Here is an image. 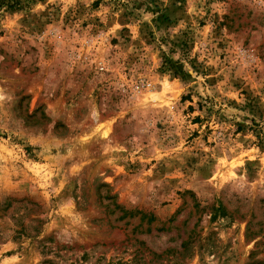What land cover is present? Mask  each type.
<instances>
[{"label": "rangeland", "instance_id": "rangeland-1", "mask_svg": "<svg viewBox=\"0 0 264 264\" xmlns=\"http://www.w3.org/2000/svg\"><path fill=\"white\" fill-rule=\"evenodd\" d=\"M0 264H264V0H0Z\"/></svg>", "mask_w": 264, "mask_h": 264}, {"label": "trees", "instance_id": "trees-1", "mask_svg": "<svg viewBox=\"0 0 264 264\" xmlns=\"http://www.w3.org/2000/svg\"><path fill=\"white\" fill-rule=\"evenodd\" d=\"M152 218H150V220H151Z\"/></svg>", "mask_w": 264, "mask_h": 264}]
</instances>
